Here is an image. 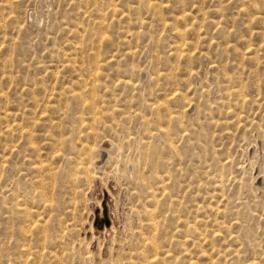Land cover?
Wrapping results in <instances>:
<instances>
[{
    "label": "rangeland",
    "instance_id": "374dc122",
    "mask_svg": "<svg viewBox=\"0 0 264 264\" xmlns=\"http://www.w3.org/2000/svg\"><path fill=\"white\" fill-rule=\"evenodd\" d=\"M0 264H264V0H0Z\"/></svg>",
    "mask_w": 264,
    "mask_h": 264
},
{
    "label": "water",
    "instance_id": "95a60500",
    "mask_svg": "<svg viewBox=\"0 0 264 264\" xmlns=\"http://www.w3.org/2000/svg\"><path fill=\"white\" fill-rule=\"evenodd\" d=\"M101 221H103L104 224H108V218H107V216H106V212H105L104 209L102 210Z\"/></svg>",
    "mask_w": 264,
    "mask_h": 264
}]
</instances>
